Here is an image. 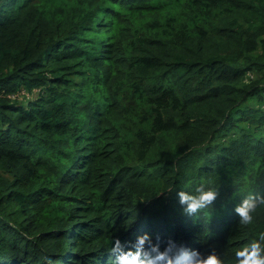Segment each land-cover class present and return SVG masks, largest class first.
I'll use <instances>...</instances> for the list:
<instances>
[{"label": "trees", "instance_id": "trees-1", "mask_svg": "<svg viewBox=\"0 0 264 264\" xmlns=\"http://www.w3.org/2000/svg\"><path fill=\"white\" fill-rule=\"evenodd\" d=\"M201 182L220 194L190 217L176 191ZM249 192L264 0H0V264H112L145 231L230 264L264 232Z\"/></svg>", "mask_w": 264, "mask_h": 264}, {"label": "clouds", "instance_id": "clouds-1", "mask_svg": "<svg viewBox=\"0 0 264 264\" xmlns=\"http://www.w3.org/2000/svg\"><path fill=\"white\" fill-rule=\"evenodd\" d=\"M173 189V188H172ZM172 189H168L171 191ZM220 192L201 182L191 189L176 191L184 214L193 217L214 205ZM264 207V194L249 192L234 205L239 224L252 225L257 210ZM112 264H225L215 250L206 255L171 237L163 240L150 232L138 233L134 239L122 241L116 237L109 248ZM230 264H264V232L248 238L245 245L234 251Z\"/></svg>", "mask_w": 264, "mask_h": 264}]
</instances>
